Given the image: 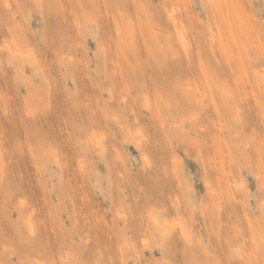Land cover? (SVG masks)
Instances as JSON below:
<instances>
[{
	"label": "rangeland",
	"instance_id": "rangeland-1",
	"mask_svg": "<svg viewBox=\"0 0 264 264\" xmlns=\"http://www.w3.org/2000/svg\"><path fill=\"white\" fill-rule=\"evenodd\" d=\"M0 264H264V0H0Z\"/></svg>",
	"mask_w": 264,
	"mask_h": 264
},
{
	"label": "bare ground",
	"instance_id": "bare-ground-1",
	"mask_svg": "<svg viewBox=\"0 0 264 264\" xmlns=\"http://www.w3.org/2000/svg\"><path fill=\"white\" fill-rule=\"evenodd\" d=\"M171 20H172V22H173L174 24H176V20H175V19L171 18ZM181 43H182V45L184 44V45H183L184 47H187V46H185L186 44L183 42V40L181 41ZM149 103H150V102H149ZM141 143H142V142H141ZM140 148H141V147H140ZM175 168H176V167H175ZM175 171H176V169H175ZM178 177H179V176H178ZM179 181H180V180H179ZM237 188H241V190L243 189L242 186H238ZM241 190H240V191H241ZM216 192H217V191H216ZM213 194H214V190H213ZM212 197H213V196H212ZM218 203H219V202H218ZM22 205H23V204H22ZM22 205H20V206H22ZM220 206H221V204H220ZM157 219H158V218H156V220H157ZM182 225H183V224H182ZM27 226H28V225H27ZM29 226H30V225H29ZM29 226H28V227H29ZM183 226H184V225H183ZM183 226H182V227H183ZM183 228H184V227H183ZM164 229H165V228H164ZM181 230H182V229H181ZM30 231H31V229H30ZM166 231L168 232V234H170V231H168V229H167ZM166 231L163 230V233L165 234V236H166V233H165ZM183 234H184V236H186L185 238L188 237V235H187V233L184 231V229H183ZM191 235H192V234H191ZM191 235H190L189 237L192 239V236H191ZM148 244H149V243H148ZM191 244H192V243H191ZM151 248H152V247H151ZM162 250H163V249H162Z\"/></svg>",
	"mask_w": 264,
	"mask_h": 264
}]
</instances>
